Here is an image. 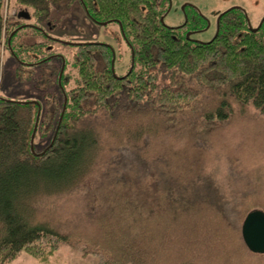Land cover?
<instances>
[{
  "label": "trees",
  "instance_id": "16d2710c",
  "mask_svg": "<svg viewBox=\"0 0 264 264\" xmlns=\"http://www.w3.org/2000/svg\"><path fill=\"white\" fill-rule=\"evenodd\" d=\"M10 1L0 0V68L19 30L5 15ZM76 1L94 21L122 27L140 72L118 76L112 47L81 44L66 109L43 115L39 104L0 97V264L23 252L44 261L62 244L97 264H264L245 236L254 216L264 219V190L247 185L233 154L223 179L210 170L231 122L254 123L264 143L261 28L253 33L232 8L211 41L193 43L163 23L157 0L14 3L45 21ZM24 66L19 80L33 79ZM37 137H50L40 153Z\"/></svg>",
  "mask_w": 264,
  "mask_h": 264
},
{
  "label": "rangeland",
  "instance_id": "374dc122",
  "mask_svg": "<svg viewBox=\"0 0 264 264\" xmlns=\"http://www.w3.org/2000/svg\"><path fill=\"white\" fill-rule=\"evenodd\" d=\"M157 1L164 14L163 23L167 27L180 28L188 22L187 37L193 43L211 41L218 33L220 16L232 8H239L245 13L251 30L261 28L259 37L264 40V0ZM5 15L14 17L12 25L19 26L12 43L3 45L2 49L0 97L6 100L39 104L43 115L45 112L59 113L66 109L69 95L78 85L77 49L81 44L101 43L113 47V70L118 76L134 68L130 41H127L122 27L118 23L94 21L79 1L68 12L52 10L48 20L40 21L31 10L11 0L5 9ZM24 64L32 65L35 70L33 79L21 81L17 77L18 67ZM134 70L140 72L138 66ZM257 129L254 123L244 120L229 124L226 147L213 151L215 162L211 164L210 170L214 175L220 179L227 175L226 157L233 154L248 172L250 182L247 185L252 184L255 188L264 190V143L261 145V138L256 136ZM251 135L258 140L250 139ZM248 137L251 149L242 152L239 150L240 142L243 139L246 141ZM167 141L176 147L182 145L176 138L168 137L163 142ZM258 141L260 144H257ZM49 142L50 137H37L35 150L42 152ZM236 165L241 168L238 163ZM45 206L48 207L42 202L36 205L38 221L48 218ZM50 207L54 208L53 205ZM12 264H97V259L83 256L80 251L62 244L58 252L47 260L40 261L23 252Z\"/></svg>",
  "mask_w": 264,
  "mask_h": 264
},
{
  "label": "water",
  "instance_id": "95a60500",
  "mask_svg": "<svg viewBox=\"0 0 264 264\" xmlns=\"http://www.w3.org/2000/svg\"><path fill=\"white\" fill-rule=\"evenodd\" d=\"M257 30L253 29L252 32L256 33ZM245 236L247 242L254 250L263 251L264 250V219L260 216H254L247 223L245 229Z\"/></svg>",
  "mask_w": 264,
  "mask_h": 264
},
{
  "label": "flooded vegetation",
  "instance_id": "af4514ba",
  "mask_svg": "<svg viewBox=\"0 0 264 264\" xmlns=\"http://www.w3.org/2000/svg\"><path fill=\"white\" fill-rule=\"evenodd\" d=\"M19 16L21 17V14H20ZM220 18H221V16H220ZM220 18H219V21H220ZM187 23H188V22H187ZM187 23H186L185 25H183L182 27H180V30L182 31L183 34H185L186 38L188 39L189 37H187V36H188L187 34H188L189 31H186V27H187V25H188ZM218 24H219V23H218ZM218 32H219V29H218ZM217 34H218V33H217ZM188 40L191 41L190 38H189ZM100 44H101V43H100ZM105 45H106V44H105ZM108 46H109V45H108ZM110 47H111V46H110ZM112 48H113V47H112ZM113 50H114V49H113ZM114 55H115V51H114ZM113 66H114V63H113Z\"/></svg>",
  "mask_w": 264,
  "mask_h": 264
}]
</instances>
